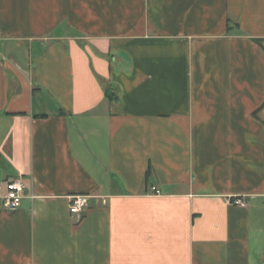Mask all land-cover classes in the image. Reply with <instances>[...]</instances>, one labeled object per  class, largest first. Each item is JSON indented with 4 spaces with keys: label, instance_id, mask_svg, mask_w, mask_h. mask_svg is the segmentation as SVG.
<instances>
[{
    "label": "crops",
    "instance_id": "1",
    "mask_svg": "<svg viewBox=\"0 0 264 264\" xmlns=\"http://www.w3.org/2000/svg\"><path fill=\"white\" fill-rule=\"evenodd\" d=\"M0 264H264V0H0Z\"/></svg>",
    "mask_w": 264,
    "mask_h": 264
},
{
    "label": "built area",
    "instance_id": "2",
    "mask_svg": "<svg viewBox=\"0 0 264 264\" xmlns=\"http://www.w3.org/2000/svg\"><path fill=\"white\" fill-rule=\"evenodd\" d=\"M27 189V182L22 179L10 180L6 182L5 194L2 197L4 209L13 212L21 208ZM152 190L157 196L161 195V191L158 188L153 187ZM89 200L90 196L85 194H78L69 197V211L70 214L77 219V221H81L83 219V214L88 208ZM233 203L243 207L246 206V203L240 198L234 199Z\"/></svg>",
    "mask_w": 264,
    "mask_h": 264
},
{
    "label": "trees",
    "instance_id": "3",
    "mask_svg": "<svg viewBox=\"0 0 264 264\" xmlns=\"http://www.w3.org/2000/svg\"><path fill=\"white\" fill-rule=\"evenodd\" d=\"M231 30V29H230ZM106 96L109 98V99H112V96L113 95H110V93L106 90ZM151 175V167L148 169L147 171V174H146V179H148Z\"/></svg>",
    "mask_w": 264,
    "mask_h": 264
}]
</instances>
